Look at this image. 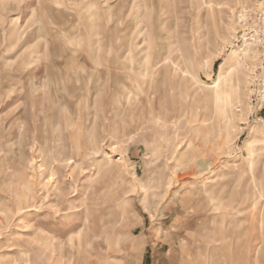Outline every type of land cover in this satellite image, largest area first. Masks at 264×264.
<instances>
[{"label":"rangeland","instance_id":"1","mask_svg":"<svg viewBox=\"0 0 264 264\" xmlns=\"http://www.w3.org/2000/svg\"><path fill=\"white\" fill-rule=\"evenodd\" d=\"M0 264H264V0H0Z\"/></svg>","mask_w":264,"mask_h":264}]
</instances>
